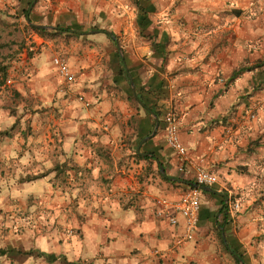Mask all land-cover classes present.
<instances>
[{
  "label": "crops",
  "instance_id": "obj_1",
  "mask_svg": "<svg viewBox=\"0 0 264 264\" xmlns=\"http://www.w3.org/2000/svg\"><path fill=\"white\" fill-rule=\"evenodd\" d=\"M166 1L148 0L144 14L131 5L134 23L124 17L122 44L103 29H65L77 37L61 47L75 75L70 82L50 59L56 46L39 34L28 44L33 52L13 62L17 70L7 81L21 93L17 112L25 120L8 129L0 147L9 143L6 156L35 176L42 186L37 196L53 198V239H38L37 247L56 260L38 256L41 264H224L233 257L217 224L223 206L230 242L246 264H264L263 13L255 0H179L188 5L182 12L163 10ZM179 19L206 24L174 28ZM106 40L116 43L114 50L94 45ZM146 90L150 109L134 97ZM169 108L178 114L182 144L217 176L199 188L198 226L180 245L174 238L184 220L171 204L193 187L194 172L178 169L179 157L166 143ZM147 116L155 123L140 139ZM15 117L0 112V131ZM158 199L166 202L162 215Z\"/></svg>",
  "mask_w": 264,
  "mask_h": 264
},
{
  "label": "rangeland",
  "instance_id": "obj_2",
  "mask_svg": "<svg viewBox=\"0 0 264 264\" xmlns=\"http://www.w3.org/2000/svg\"><path fill=\"white\" fill-rule=\"evenodd\" d=\"M166 2L168 7L163 10L169 12H182L188 6H181L179 0ZM30 4L33 5L31 8H29ZM131 5H133L132 0H0V81L3 79V69L7 74L0 84V112L10 110L16 116L13 118L15 120L13 123L2 124L4 126L0 131V142L5 140L9 128L14 129L25 120L23 117H18L17 112L22 104L21 93L15 90L12 81L9 83L7 79L11 80L17 70L13 62L21 61L25 52L26 54L33 52L28 46L36 44V41H33L35 34H39L45 40H52L56 46L53 50L55 54H50V59L59 56L67 61L61 47L72 44L77 37L74 32L65 29L107 30L116 36L118 44H122L118 34L122 32L124 17L127 23L129 20L134 23ZM254 7L264 16V0H255ZM26 12L31 22L56 26V31L38 32L32 29L31 24L27 22ZM198 23L179 19L174 22L173 27L187 29L191 28L192 24ZM199 24L204 28L206 22ZM130 27L133 25L130 24ZM105 44L110 46L109 49L114 50L113 44L116 43H111L110 40L94 43L96 47ZM9 145L2 143L0 147V248H14V251L0 255V264H26L28 261L29 264H41L42 260L36 255L39 250L38 239L52 240L57 220V216L49 207L53 198L37 196L41 184L37 183V180H32L35 176L22 173L25 165L21 161L14 164L12 159L15 157L6 156ZM50 182L51 180L49 184L52 183ZM218 248L220 251L224 250L220 242ZM194 263V261L189 262V264ZM224 264L236 263L230 258Z\"/></svg>",
  "mask_w": 264,
  "mask_h": 264
},
{
  "label": "built area",
  "instance_id": "obj_3",
  "mask_svg": "<svg viewBox=\"0 0 264 264\" xmlns=\"http://www.w3.org/2000/svg\"><path fill=\"white\" fill-rule=\"evenodd\" d=\"M52 63L54 64L57 74L65 80L66 82H70L74 80L75 75L72 72L68 62L59 57L53 56ZM80 100L81 96H78ZM164 122V135L165 140L169 148H171L176 155L179 157L180 164L178 169L180 171H184L185 167H190L193 169L194 175V183L197 186H206L211 185L217 181V176L212 173L210 170L205 168L201 164V160L198 158H194L190 155L187 148L182 144L179 137V118L178 114L172 109L169 108L166 110L163 116ZM201 191L199 187H188L181 197L178 200H175L171 205L176 214L183 217L184 220V228L181 234L174 238V243L176 245L182 244L184 241L190 240L194 237L198 226V217L201 207ZM157 205L161 208L157 211L158 215H162L163 208L166 206V202L163 199H158L156 201ZM238 204L233 203L232 209L237 210ZM168 220L171 224L176 225L178 223L177 215H172L168 217Z\"/></svg>",
  "mask_w": 264,
  "mask_h": 264
},
{
  "label": "trees",
  "instance_id": "obj_4",
  "mask_svg": "<svg viewBox=\"0 0 264 264\" xmlns=\"http://www.w3.org/2000/svg\"><path fill=\"white\" fill-rule=\"evenodd\" d=\"M132 3L137 8V11H138L139 14L140 13H143L144 14L147 11L148 7H150V6H148V4H146V3H148V0H132ZM25 15L27 16V19H30L27 12L25 13ZM141 20H142L141 21V23H142L144 21V19H141ZM31 28L34 29V30H36V31H38V32H46V31H48L46 29L36 28V27H32V26H31ZM120 60H121L122 63L124 62V58H120ZM241 69H242V67L239 68L238 70H234L233 73H232V77L236 76L237 73H239V71ZM2 72H3V79L0 81V84L5 80V78L7 76L5 69H3ZM148 91L149 90H146V92L145 91H142L143 93H136L134 97H135V99L137 101H141V102L145 103L146 108L147 109H150V107H148V104L145 101L146 99H144V97H148V95H149V92ZM129 94H130L131 97H133V93L131 92V88H129ZM151 111H153V113L155 114V116H157V118L159 117L160 114L158 112H155L152 109H151ZM147 120H148L147 122H149V125H148L149 128L146 129L143 132H139L140 133V139L142 137H144L146 134H148L151 131L152 127L154 126L155 119L151 118L150 116H147ZM220 211H222L223 219H222V222H217V224H218V227L219 228L223 227V231H220L221 242H222V244H224L225 241L227 242L228 246L225 249L231 254V256L233 257V259H234V261H235L236 264H239V261H241L242 264H246L245 256L239 250L238 245L236 243L230 242V240L228 238V235L226 234L225 223L227 221V216H226V214L224 212L225 211V207L223 206ZM213 215H214V218L216 220L215 214L212 213V216ZM223 235L225 237V240L223 239ZM9 251H11V252L14 251V248H11V249L10 248L9 249H7V248H0V255H5ZM36 255L37 256H43L49 262H53L54 260H56V256H54L53 254H47V253L42 252V251H39V250L36 252Z\"/></svg>",
  "mask_w": 264,
  "mask_h": 264
},
{
  "label": "water",
  "instance_id": "obj_5",
  "mask_svg": "<svg viewBox=\"0 0 264 264\" xmlns=\"http://www.w3.org/2000/svg\"><path fill=\"white\" fill-rule=\"evenodd\" d=\"M33 1H34V0H33ZM31 6H32V4H30V8H31ZM27 22H28L29 24H31L32 26L37 27V28H41V29L51 27V26H47V25H45V24H37V23H33V22H31L29 19L27 20ZM95 31H101V30H95ZM105 33H107L111 38L115 39V35H114L112 32L105 30ZM129 82H130V84H131V88H132V90H133V92H134V88H135V87H134V83H133V80H132L130 74H129ZM157 125H158V121L156 120V124H155V127H154V129H153L152 134L156 131ZM147 137H149V136H147ZM145 139H146V138H144L143 140H145ZM193 186H195V187H199V188H205V186H197L195 183L193 184ZM226 246H227V245H226ZM239 264H242V262L239 261Z\"/></svg>",
  "mask_w": 264,
  "mask_h": 264
}]
</instances>
